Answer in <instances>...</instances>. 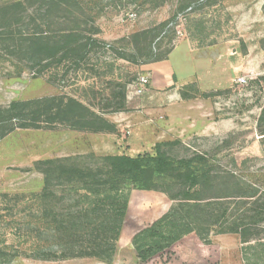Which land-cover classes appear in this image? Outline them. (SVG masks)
<instances>
[{
    "label": "rangeland",
    "instance_id": "obj_1",
    "mask_svg": "<svg viewBox=\"0 0 264 264\" xmlns=\"http://www.w3.org/2000/svg\"><path fill=\"white\" fill-rule=\"evenodd\" d=\"M14 1L0 0V33L5 37L10 24L14 33L26 36H54L77 27L79 36L92 37L96 43L82 48L78 42L75 52L56 63L38 62L31 51H13L10 41L0 38V108L13 101L52 97L64 105L73 98L87 110L81 121L93 113L113 130H93L86 128L88 124L79 128L63 117L54 122L42 117L36 126L27 127H20L15 119L0 122V250L17 254L0 264H143L131 238L167 214L179 201L176 190L130 192L109 263L93 256L62 257L59 252L58 257L44 259L35 256L40 249L52 255L60 247L55 220L88 211L94 196L88 180L87 184L69 181L53 165L37 162L58 159L66 167L95 169L102 156L151 153L165 141L171 143L162 149L171 156L207 157L212 175L204 183L201 211L215 223L209 230L211 248L217 250L218 264H249L250 248L264 249V138L258 126L264 89L257 74L264 70V0H166L159 7L143 0H75L68 1L65 11L46 0L41 10L47 15L37 11V0H22L23 5L13 11L3 9ZM70 11L77 19L68 18ZM151 35L155 37L149 42ZM194 36L199 39V52H188L196 48ZM175 49L180 51L171 57L178 78L173 82L194 76V57L199 61V79H185L165 91L178 86L179 98L182 92L192 99H206L210 106L205 126L188 133L165 132L159 123L166 121V115L157 118L139 112L152 101L149 86L143 95L133 93L137 77L148 73L141 65L168 57ZM236 49L239 57L231 61L228 58ZM217 50L220 56L213 59ZM242 76L248 79L246 85L235 82ZM122 98L123 108L116 109ZM143 118L146 122H139Z\"/></svg>",
    "mask_w": 264,
    "mask_h": 264
},
{
    "label": "trees",
    "instance_id": "obj_2",
    "mask_svg": "<svg viewBox=\"0 0 264 264\" xmlns=\"http://www.w3.org/2000/svg\"><path fill=\"white\" fill-rule=\"evenodd\" d=\"M37 1L39 8L37 11L47 15L46 10H41L46 0ZM68 1L75 2V0H48L47 5L53 4L65 11L68 8ZM165 1L143 0V3L147 2L153 7H159ZM23 2L16 0L3 5V9L16 10L23 5ZM15 15L18 17L17 14ZM68 18H76V13L70 11ZM12 26L13 24L8 26L11 29L8 38L5 37L4 32L0 33L1 40L10 41L13 51H31L32 54L37 55L38 62L51 59L60 63L67 54L76 51L78 42H82L79 44L82 48L96 43L92 37L79 36L80 30L77 27L69 28L54 36L42 33L26 36L20 31L14 33ZM146 32H143L144 36ZM154 37L151 35L149 42ZM83 39L85 41H80ZM165 58L155 57L152 60L159 61ZM260 80L264 89V73L260 76ZM180 93L183 99L192 97ZM204 97L207 96L204 95ZM56 99L52 97L13 101L7 107L0 108V122L15 119L20 127H27L36 126V122L42 117L50 122L63 117L67 121L73 120L74 123L71 124L79 125V128H85V124H88L86 128L93 130H103L112 126L93 113H90V119L81 121L85 119L83 111L87 110L79 101L68 98L63 105L62 101L57 103ZM123 106L124 98L114 107L121 109ZM258 126L264 138V106L258 118ZM170 143V141L157 143L151 153H139L135 156L127 154L102 156L100 166L95 169L66 167L61 163L58 164L61 161L58 159L38 161L39 164L53 165L58 174L66 176L69 181H85V184L88 182L92 187H89V190L94 198L91 208L88 211L83 209L85 211L83 214H77L72 219L70 217L66 220H55L59 224L57 229L59 249L52 255L40 249L35 256L44 259L55 258L58 257L59 252V256L62 257L93 256L109 263L128 212L130 192L134 189L150 191L163 187L167 191L176 190L179 201L167 214L153 220L132 236L131 240L137 257L143 264H218L217 250L211 248L212 243L209 238V230L215 223L209 221V217L203 216L201 211V193L204 183L212 175L210 163L207 157L200 153L184 157L171 156L162 149L163 145ZM47 172L51 170L47 169ZM87 214H90V217L87 218ZM227 230L237 232L235 228ZM241 238L242 241H247L245 234H241ZM66 239H69V242ZM188 240H191V243H187ZM199 243L205 244L208 249H202ZM68 244L71 246L66 248ZM187 249L189 252L183 253ZM250 249L251 252L246 257L247 262L264 264V249L259 251H256L254 247ZM65 250H69V253ZM8 254L0 250V261L6 259L9 263L17 255L16 252L12 255Z\"/></svg>",
    "mask_w": 264,
    "mask_h": 264
},
{
    "label": "crops",
    "instance_id": "obj_3",
    "mask_svg": "<svg viewBox=\"0 0 264 264\" xmlns=\"http://www.w3.org/2000/svg\"><path fill=\"white\" fill-rule=\"evenodd\" d=\"M197 39L198 38L196 36L192 37V45L196 48L190 49L188 52H193L194 50L195 52H199V47H197V45H199V39ZM177 50L180 51V49ZM178 51H176L175 49L165 59L144 63L141 65V68L143 70H146V72H148L147 74H149L150 76V88L147 93L150 95L152 101L146 102V104L142 105L139 112L145 114V116H147L148 114H151L153 116L158 115L157 118L166 115V121L163 124L159 123L161 129H164L166 127L165 132L177 133L178 130H183V132L188 133L193 132L194 130L198 129V127L199 129H201V125L203 127L205 126V124L207 123V116L205 115L209 114L210 106L206 99L201 100L196 98H179V92H177L178 86H176L175 89L171 88L170 90L165 91L166 88L174 86L175 83L179 84L180 82H184L185 79H187V81L194 79L198 81L199 79V61L196 59V57H194L192 58L194 76L192 74H189L183 80H177L178 82L175 81V83L173 82L174 78H178L175 75L174 65L171 62V57ZM215 52L216 54L213 55V59L215 58V56H220L219 50ZM196 55H198V53H196ZM238 57L239 51L236 49L232 50V55H230L228 59L232 61L233 59ZM263 73L264 70L257 74L262 75ZM142 121L146 122L145 118H143L139 122Z\"/></svg>",
    "mask_w": 264,
    "mask_h": 264
},
{
    "label": "built area",
    "instance_id": "obj_4",
    "mask_svg": "<svg viewBox=\"0 0 264 264\" xmlns=\"http://www.w3.org/2000/svg\"><path fill=\"white\" fill-rule=\"evenodd\" d=\"M134 14H130L131 18H134ZM248 79L245 76L237 77L235 82L240 85H246ZM150 84L149 75L146 73H143L137 77V81L135 85L133 86V93L135 95H143L148 91V86Z\"/></svg>",
    "mask_w": 264,
    "mask_h": 264
}]
</instances>
